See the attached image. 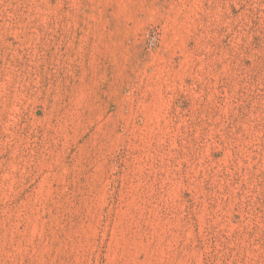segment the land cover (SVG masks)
<instances>
[{
	"label": "rangeland",
	"instance_id": "1",
	"mask_svg": "<svg viewBox=\"0 0 264 264\" xmlns=\"http://www.w3.org/2000/svg\"><path fill=\"white\" fill-rule=\"evenodd\" d=\"M0 264H264V0H0Z\"/></svg>",
	"mask_w": 264,
	"mask_h": 264
}]
</instances>
